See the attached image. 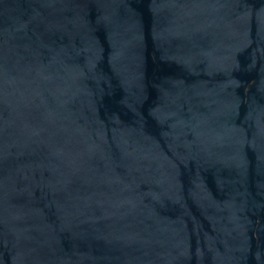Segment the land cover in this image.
<instances>
[{"label": "water", "instance_id": "obj_1", "mask_svg": "<svg viewBox=\"0 0 264 264\" xmlns=\"http://www.w3.org/2000/svg\"><path fill=\"white\" fill-rule=\"evenodd\" d=\"M0 264H264V0H0Z\"/></svg>", "mask_w": 264, "mask_h": 264}]
</instances>
